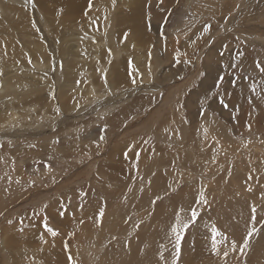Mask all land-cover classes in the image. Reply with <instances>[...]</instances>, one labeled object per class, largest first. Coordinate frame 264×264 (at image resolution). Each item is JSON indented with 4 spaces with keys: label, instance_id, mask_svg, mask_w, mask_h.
<instances>
[{
    "label": "rangeland",
    "instance_id": "1",
    "mask_svg": "<svg viewBox=\"0 0 264 264\" xmlns=\"http://www.w3.org/2000/svg\"><path fill=\"white\" fill-rule=\"evenodd\" d=\"M149 3L0 0V264H172L180 207L177 264H224L204 225L242 243L253 205L226 259L264 264V0Z\"/></svg>",
    "mask_w": 264,
    "mask_h": 264
},
{
    "label": "snow or ice",
    "instance_id": "2",
    "mask_svg": "<svg viewBox=\"0 0 264 264\" xmlns=\"http://www.w3.org/2000/svg\"><path fill=\"white\" fill-rule=\"evenodd\" d=\"M116 0H112V4L113 6H115ZM34 6V5H33ZM92 6V0H89V8H91ZM105 19H107V16H105ZM92 23L94 24L95 21H92ZM210 26H205L204 28V32H208L209 31ZM127 33H125V38L127 37ZM109 55H111V50H109ZM150 55V53H149ZM177 62H179V56H177ZM29 63H31V59H29L28 61ZM111 62V61H109ZM131 60L129 61V66L131 67ZM257 67L260 69L261 73H264V67H262L260 64H257ZM105 71V75L103 76V79L105 81V85H107V77H106V71ZM3 73L0 72V75H2ZM224 79L223 76L219 77V81L222 82ZM132 84H136L137 81L136 79H132ZM220 84L217 83L216 87H219ZM252 91L255 92V85H252ZM221 103L224 105V107H228L227 104L224 103L223 99H221ZM57 112H59V108L55 109ZM201 115H203V113H201ZM251 126L249 125V128ZM107 129V125L104 126L103 131H106ZM165 131H168V129H165ZM205 133H207V129H205ZM99 139L101 141H104L106 139L105 135H101L99 137ZM145 143H147V141H144ZM0 147H2V145H0ZM129 151H132V149H129ZM136 158L137 160L139 159V153H136ZM125 158L128 157V152L124 153ZM132 167H138L137 164H133ZM50 168V166H49ZM153 175H155V173H153ZM141 179H143L141 177ZM18 182V181H17ZM34 183V181H33ZM149 185L151 184V181L148 182ZM169 187H171V185H169ZM129 191H131V189H129ZM140 191L143 192L144 188L141 187ZM248 191H251V188L248 189ZM82 195H86V193H82ZM163 197L157 195L155 200H153L151 203L154 205L156 203V201L161 200ZM261 199H264V193H262L261 195ZM125 200H127V197L125 196ZM195 203L197 206H203V205H209V201L207 200L206 196H205V191L203 188L200 189L198 196L195 200ZM44 209H46L48 207L47 204H44L42 206ZM64 205L61 204V208H63ZM185 209L183 207H180L175 213H174V218H173V222L170 224L169 226V231L170 233L175 237L174 240V253H173V261L172 264H177V260L181 254V241L184 238L186 232L190 229L191 226H193L196 222H197V218L200 216V212L197 210V207H193L190 210V215H184L185 213ZM105 207L104 206H99L98 207V212L96 213V216L100 219V222L102 224V220L103 217L105 216ZM256 213H257V207L255 205L251 206V220L250 223L252 224V227L248 228L246 236L243 238L242 243H238L235 239H230L229 235L226 234L225 232L221 231L215 224V222H213L211 225H209L207 222L205 223V227L206 228H210V232H211V251L212 253H214L217 256L222 255L225 260H224V264H227V257L232 254L235 253L237 251H239L240 253H244L245 250L247 248H249L250 246V238L253 237L255 234L258 233V229H256L255 227V223L257 222L256 219ZM0 215H2V213H0ZM37 215H39V213H37ZM59 215L61 217H63L65 215V211H60ZM132 218L129 216L128 217V221H130ZM128 221H125L126 223ZM264 222V221H262ZM9 224L12 223L11 220L8 221ZM80 223H83V220L80 221ZM143 223V221H139L137 223L134 224L135 228H139L140 225ZM43 226L44 229L47 233H49L52 237H56L59 235L58 230H55L53 227L49 226L48 224V218L45 215L43 217ZM22 231V229H21ZM70 236H74V233H69ZM219 238V239H217ZM39 239L43 242V243H47V241L44 239V235L41 234V236L39 237ZM113 240L118 239L117 237L113 236L112 237ZM221 245H223V248L221 249ZM130 246V244L128 245ZM65 249L68 250V255H67V264H80V261L78 260V258L76 256H74L73 254H71L70 250L68 249V244L65 243L64 245ZM161 248L163 249L164 246L161 245ZM42 250V249H41ZM160 256V260L164 261V264H167V261H165V257H164V253L163 250L160 252L159 254Z\"/></svg>",
    "mask_w": 264,
    "mask_h": 264
},
{
    "label": "bare ground",
    "instance_id": "3",
    "mask_svg": "<svg viewBox=\"0 0 264 264\" xmlns=\"http://www.w3.org/2000/svg\"><path fill=\"white\" fill-rule=\"evenodd\" d=\"M155 3H156V0H151V4H150V3H149V4L152 5V6H154ZM141 5H142V4H141ZM132 15H133V14H132ZM130 16H131V15H130ZM143 71H144V70H143ZM34 75H35V74H34ZM144 76H145V75H144ZM38 77H39V76H38ZM42 77H44V76H42ZM116 78H117V77H116ZM55 132H56V131H55ZM57 132H58V131H57ZM57 134H58V133H57ZM56 136H57V135H56ZM46 138H47V137H45V139H46ZM51 138H52V137H51ZM51 138H50V139H51ZM39 139H40V138H39ZM36 140H37V139H36ZM56 140H58V139H56ZM32 141H33V140H32ZM47 141H48V140H47ZM54 142H55V141H54ZM54 142H53V143H54ZM33 143H34V141H33ZM45 143H46V142H45ZM55 143H56V142H55ZM55 143H54V144H55ZM37 144H38V143H37ZM49 144H50V143H49ZM54 144H53V145H54ZM27 145H28V144H27ZM29 145H30V144H29ZM25 148H27V147H25ZM43 157H44V156H43ZM43 157H42V158H43ZM33 158H36V157H33ZM33 158H32V160H33ZM46 158H47V157H46ZM51 158H52V157H51ZM132 158H133V157H132ZM37 159H38V157H37ZM42 160H43V159H42ZM47 160H49V158H47ZM50 160H51V159H50ZM51 161H53V160H51ZM133 161H134V163H135V157H134V160H133ZM54 162H55V161H54ZM108 162H110V161H108ZM35 163H36V162H35ZM42 163H43V162H42ZM110 163H111V162H110ZM115 163H117V162H115ZM124 163H125V162H124ZM134 163H133V164H134ZM32 164H33V163H32ZM36 164H37V163H36ZM47 164H48V163H47ZM108 164H109V163H108ZM133 164H132V165H133ZM33 165H34V164H33ZM44 165H46V164H44ZM117 165H118V164H117ZM107 166H108V165H107ZM109 166H111V165H109ZM31 167H32V166H31ZM48 167H49V166H48ZM111 167L114 168L113 165H112ZM115 167H116V166H115ZM117 167H118V166H117ZM34 168H35V167H34ZM27 169H28V168H27ZM32 169H33V168H32ZM37 169H39V168H37ZM28 170H29V169H28ZM28 170H27V171H28ZM35 170H36V169H35Z\"/></svg>",
    "mask_w": 264,
    "mask_h": 264
}]
</instances>
